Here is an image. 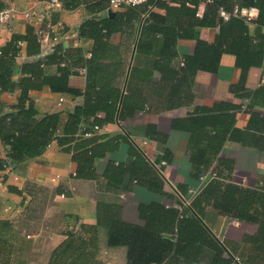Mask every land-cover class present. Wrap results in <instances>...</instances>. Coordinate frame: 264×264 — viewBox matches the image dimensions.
Instances as JSON below:
<instances>
[{"label":"crops","instance_id":"obj_1","mask_svg":"<svg viewBox=\"0 0 264 264\" xmlns=\"http://www.w3.org/2000/svg\"><path fill=\"white\" fill-rule=\"evenodd\" d=\"M0 1L5 4L4 9L14 11L8 23L0 24V48L13 33L25 34L28 25L35 33L42 29L49 31L50 36L49 41L40 42L37 54L28 55L26 42H20L14 81L20 77L21 63H44L57 45L68 57L61 66L71 65L69 86L79 93L51 92L46 86L31 90L29 97L40 115L59 113L63 124L68 112L83 106L84 93L91 98L118 99L114 122L101 131L83 135L91 128L89 119L77 133L79 138L96 135L102 137L99 141L114 142L113 150L94 160L92 175L77 176L72 152L61 150L54 142L39 156L0 169V244H5L0 247V264H10V260L16 261L13 264H48L53 250L69 235H74L77 242L91 243L92 258L108 251L119 253V264H125L126 247L106 245V230L97 225V209L107 206L116 210L123 222L143 225L139 205L187 206L184 197L199 169L212 170L218 164L223 177L230 171L233 175L241 170L248 174L249 181L240 184L264 190V141L259 138L264 136V98L257 94L264 87V25L257 23V8L245 0H224L230 9L255 8L254 19L242 21L250 37V47L261 50L256 64L247 65L241 71L235 65V57L224 53L216 72L199 70L179 77L182 58L193 53L197 40L207 43L217 40L222 21L218 13L212 26H200L189 13H167L163 8L154 7L153 12L163 18L160 22L150 19L149 25H154L155 31L141 29L147 14L138 12L137 15L127 7L114 9L109 14L106 9L94 11L85 5L68 10L61 2L58 8L47 11L50 0ZM180 1L167 3L177 8ZM201 9L205 10V4H201ZM28 10L48 14L41 23L33 25L23 15ZM115 15L119 17L116 25L112 18ZM107 18H112L113 28L100 42H95L89 32L79 36L78 29L86 20ZM167 30L174 35L171 48L176 52L170 59L160 54L167 41L163 35ZM54 35L59 39L51 42ZM104 42L106 49L102 48ZM94 51L87 71L84 64ZM45 71L57 75L58 66L52 64ZM18 96V89L1 92L0 114L10 111ZM59 98L63 101L59 102ZM97 115L104 116V112L99 111ZM234 129L237 139L232 141L229 135ZM144 140L146 145L141 150L138 144ZM134 151L143 160L136 161ZM6 154L7 149L0 141V157L5 158ZM109 162L128 165L129 169L143 163L142 170L138 171L139 182L135 183L126 173L119 188H114L111 185L114 180L103 177ZM202 217L205 226L235 259L239 258L237 252L241 246L245 248L240 249V255L251 252L245 238L257 234L258 224L219 214L211 204L205 205ZM227 218L236 227L245 224L251 230L238 238L228 237L229 244H225L221 234ZM195 263L199 262L191 264Z\"/></svg>","mask_w":264,"mask_h":264},{"label":"trees","instance_id":"obj_2","mask_svg":"<svg viewBox=\"0 0 264 264\" xmlns=\"http://www.w3.org/2000/svg\"><path fill=\"white\" fill-rule=\"evenodd\" d=\"M59 1L68 10H74L79 5H85L89 9L100 11L107 10L108 0ZM167 2L168 0H147L143 4L127 8L137 15L138 12L147 14L141 29H153L155 31L156 27L149 25L150 19L160 22L163 18L153 12L154 7L163 8L167 13L174 11L189 13L194 17V22L200 26H212L220 9L231 12L234 8L230 9L224 0H181L180 6L177 8L170 7ZM245 2L258 9L257 23L264 25V0H245ZM200 4H205V10L198 17L196 12ZM4 8L5 4L0 1V11ZM112 18H115L114 25H116L119 22L117 20L119 19L118 15ZM112 18L102 21L86 20L78 29L79 36H84L89 32V36L95 42H100L102 37L108 36L112 31ZM108 22L110 25L106 24ZM163 35L167 41L162 46L160 54L163 58L170 59L176 56V52L171 48L174 35L168 30ZM178 36H184V34H178ZM22 41L26 42L28 55L39 53L38 34L29 25L25 34L13 33L11 39L0 48V93L3 91L11 92L14 89L19 90V96L13 107H10V111L0 114V141L7 149L6 157H0V169L21 162L26 158L39 156L54 142L61 150L72 152V159L77 164V176L88 177L92 175L94 160L103 158L107 151L113 150L114 142L109 139L99 141L102 137L96 135L79 138L77 133L81 124L89 119H91V128L84 131L83 135L92 132L95 126L101 129L114 122L118 111V99L91 98L88 93H84L83 106H76L72 112H68L63 124L59 113L40 115L29 97L31 90H39L46 86L51 92L70 94H78L79 92L69 86L68 76L71 73L69 68L71 65L61 66V62L68 57L65 56V51L59 45L55 47L52 55L45 58L44 63L40 61L21 63L20 77L14 81L12 76L20 54L19 44ZM249 43L250 37L242 19L230 16L228 20L221 21L219 36L214 43H207L203 40L196 41L193 53L182 58V67L178 76L193 75L199 70L216 72L220 57L224 53L233 55L236 67L244 71L247 65L256 64L261 57V50H253ZM102 45L103 49L107 48L105 42ZM138 50H142L140 43ZM94 54L95 51L84 64L87 71L92 65ZM52 64L58 66L57 75L45 71ZM257 94H259V98H264L263 86L258 89ZM99 111H103L104 116H98ZM120 117L121 113H119ZM262 128H264V124ZM234 131L235 129L229 135V139L232 141L237 139V131L235 133ZM259 133L262 134V131ZM259 138H263L264 141V136L261 135ZM133 153L136 161L138 158L143 160L140 153L137 151ZM142 164L137 163L129 169L128 165L122 163L114 165L109 162L103 177L109 181L114 180L111 185L116 189L119 188L126 173H129L136 183L139 182L137 176L138 171L142 170ZM194 165L196 168L197 165ZM196 173V177L190 181L191 186L187 190L191 197L187 206L166 207L164 203L139 205V216L144 222L143 225L123 222L118 217V212L112 208H107V206L97 209V225L106 230V245L109 247H126L125 264H191L193 262H202L203 264H264V190L245 187L234 180L231 171L225 177L221 176L218 164L212 170L202 171L199 169ZM205 173H209V177L199 187L200 177ZM143 174L146 175V168H144ZM210 174L213 175L210 176ZM195 187H197L196 191L199 190L190 194V189ZM207 204H211L219 214H225L245 223L258 224L257 234L248 235L245 238L247 247L249 251L251 250L249 254L245 253L246 257L236 261L225 245L205 226L202 216L203 208ZM76 239L74 235H69L65 242L53 250L48 264H89L88 260L92 261L91 249L89 248L92 246L91 243L88 244L83 240L77 242ZM224 253L226 256L223 255Z\"/></svg>","mask_w":264,"mask_h":264},{"label":"built area","instance_id":"obj_3","mask_svg":"<svg viewBox=\"0 0 264 264\" xmlns=\"http://www.w3.org/2000/svg\"><path fill=\"white\" fill-rule=\"evenodd\" d=\"M146 1L147 0H108L107 1V11H109V10L113 11L114 9L121 8V7H135L137 5L145 3ZM160 1H166V0H160ZM59 5H60L59 0H50L48 3V7H47L48 10L47 11L56 9L59 7ZM202 12H203V10L201 9V4H200L197 8L196 15L198 17H200L202 15ZM255 13H256V10H255V8H252V7H249V8L234 7L231 12H226L223 9H220L218 11L220 18L223 21H226L229 19L230 16H233V17L241 18V19L245 20L246 22H249L252 19H254ZM45 14H48V12ZM23 15H24L25 19H27L29 21V23H32L33 25L34 24L38 25L39 23L42 22V20L44 18L43 14L38 13L34 10H28V11L24 12ZM13 17H14L13 9H4V10L0 11V24L8 23L9 20H11V18H13ZM48 28H50V31H51L52 27L50 25L48 26ZM37 34H38L39 43L47 41V40L49 41V39H50L49 31H47V30L43 31L42 29H39ZM58 39H59V37L54 35L51 37V42H56ZM62 101H63V98H59V102H62ZM93 131L98 132V131H101V129H99L98 127L95 126ZM138 145H139V147H141V150H142L143 146L146 145V141L145 140L141 141V143H139ZM212 175L210 174V176H212ZM208 177H209V173H205L200 177V185L201 186L206 182ZM193 192L195 193L194 190H190V193H193Z\"/></svg>","mask_w":264,"mask_h":264},{"label":"rangeland","instance_id":"obj_4","mask_svg":"<svg viewBox=\"0 0 264 264\" xmlns=\"http://www.w3.org/2000/svg\"><path fill=\"white\" fill-rule=\"evenodd\" d=\"M234 176V180L237 181V182H240V183H246L247 180L249 181V178H248V174L245 173V172H242L241 170H237L235 174H233ZM201 187V185H199ZM196 188L195 187L194 189H190V190H194L196 191ZM199 189H197L198 191ZM196 191V192H197ZM190 194H194L193 193H190ZM190 195L187 193V195L184 197V199L186 200L187 204L188 202L190 201ZM238 227V228H237ZM236 227V224H234L231 220H229L228 218L226 219V222L224 223L223 225V232L221 234V237H225L224 241H225V244H229V239L228 237L230 238H238L240 237V234H242L243 232L247 231L249 232L251 230V226H248V225H238ZM220 237V238H221ZM219 239V238H218ZM5 244H0V247H4ZM242 247L243 249L245 248V246H241L240 249L242 250ZM248 248V247H247ZM239 249V251L237 252V255L239 256L238 259H236V261L240 260V259H243L245 254L243 255L241 253L240 255V252L241 250ZM100 255H97V256H94V258H92V261L91 260H88L87 262L89 264H94L96 263H100V264H119L120 263V259H119V253H114V254H110L108 251L106 252H103V253H99ZM246 257V256H245ZM0 261H2V256H0ZM5 261V260H4ZM14 262H16L15 260H13L11 262L10 260V264H13ZM195 264H203L202 262H199V263H195Z\"/></svg>","mask_w":264,"mask_h":264},{"label":"water","instance_id":"obj_5","mask_svg":"<svg viewBox=\"0 0 264 264\" xmlns=\"http://www.w3.org/2000/svg\"><path fill=\"white\" fill-rule=\"evenodd\" d=\"M108 13H109V14H111V13H112V11H110V10H109V11H108Z\"/></svg>","mask_w":264,"mask_h":264}]
</instances>
